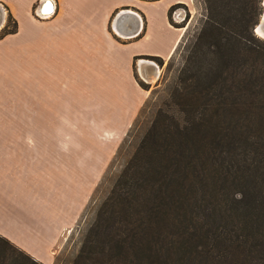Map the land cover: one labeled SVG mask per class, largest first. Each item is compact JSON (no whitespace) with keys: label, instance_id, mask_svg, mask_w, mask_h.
Segmentation results:
<instances>
[{"label":"trees","instance_id":"obj_1","mask_svg":"<svg viewBox=\"0 0 264 264\" xmlns=\"http://www.w3.org/2000/svg\"><path fill=\"white\" fill-rule=\"evenodd\" d=\"M203 2V24L166 99L72 264H264V39L253 32L260 0ZM15 29L8 13L0 36ZM0 264L42 263L0 235Z\"/></svg>","mask_w":264,"mask_h":264},{"label":"crops","instance_id":"obj_2","mask_svg":"<svg viewBox=\"0 0 264 264\" xmlns=\"http://www.w3.org/2000/svg\"><path fill=\"white\" fill-rule=\"evenodd\" d=\"M178 3L193 0H0V30L8 13L16 22L0 36V235L42 264L87 197L88 171L100 174L144 103L139 66L158 73L140 62L175 53ZM74 127L101 146L80 148L74 168L66 131L40 143L22 130ZM88 159L101 162L89 170Z\"/></svg>","mask_w":264,"mask_h":264},{"label":"rangeland","instance_id":"obj_3","mask_svg":"<svg viewBox=\"0 0 264 264\" xmlns=\"http://www.w3.org/2000/svg\"><path fill=\"white\" fill-rule=\"evenodd\" d=\"M176 7L182 8L185 11V19L184 21L179 23V25H181L180 28L183 31V36L181 37L179 46L175 50L173 56L171 58L163 60V63L161 64H159V62L155 59L147 58L159 65L160 73L156 79L150 81V79L148 80L146 77H144L141 73L139 66L138 71L143 78L139 74H137V77L138 79H140V82H142L145 85V87H147L144 88L148 91L144 103L141 106L139 113L137 114L133 123H131V126L128 128L126 135L120 141L118 145L119 147L114 149L113 153L107 159L103 160L102 169L99 172L100 174L93 175L88 171V175L86 176L88 181L86 186L87 197L85 200L84 199L81 200L82 201L81 203L83 204L79 210L77 217L73 221L71 227H69L62 233L61 238L54 250L53 264H72L73 258L76 255L81 245L83 233L85 229L88 227V225L92 222V219L96 211V207L109 193L114 179L124 167L126 161L128 160L132 151L134 150L135 145L138 143L145 129L153 120L156 109L159 106H161L164 100L166 99V93L168 92L169 87L173 83L177 71L181 67L183 59L185 57V46L189 44V42L198 33L201 25L203 24V20L206 14L203 0H193V4L191 5L190 8H188L183 4L173 7L169 13L170 17L172 10ZM142 63H144V69L145 68L147 69V65H145L146 62H144L143 60L140 62V65ZM149 74L153 75L152 73ZM149 74L147 73L146 70V75L148 76ZM11 84H14V81H11ZM22 130L24 132V135L27 136L30 141L31 139L33 140L35 139L37 142L40 143H42L45 140L44 136H48V138L51 141L57 143L59 133L66 131L67 135L69 134L72 137L71 147L73 149V152H72V158L70 159L72 168L76 167L77 164L79 163V159L77 158L76 154L79 153L80 148L82 150H87L89 154H92V151L94 149H98L101 147L100 145H97L93 142L91 143L82 137V135L86 134V129H84L83 127H78V128L74 127V128H66V129L29 128ZM58 157L59 154L56 153L57 159L56 158L55 159L57 163L59 161L63 162L66 160V159L60 160L58 159ZM43 159L46 160L47 158H41V160ZM51 161L53 160L49 159V162ZM100 162L101 160L88 159L87 161L88 169L91 170V168L93 167L95 168L96 164ZM73 178H75L74 175Z\"/></svg>","mask_w":264,"mask_h":264},{"label":"water","instance_id":"obj_4","mask_svg":"<svg viewBox=\"0 0 264 264\" xmlns=\"http://www.w3.org/2000/svg\"><path fill=\"white\" fill-rule=\"evenodd\" d=\"M260 5H261V12H260V15H259V18H258L256 24L253 27L254 33L256 32L257 26L264 28V0H260ZM2 22H3V15L1 14L0 15V26H1ZM145 62L149 66V68L151 69L152 74H155L160 69L159 65L152 60L146 59ZM158 76H159V73L157 74V77Z\"/></svg>","mask_w":264,"mask_h":264},{"label":"built area","instance_id":"obj_5","mask_svg":"<svg viewBox=\"0 0 264 264\" xmlns=\"http://www.w3.org/2000/svg\"><path fill=\"white\" fill-rule=\"evenodd\" d=\"M171 19L176 24L181 23L185 19V11L182 8H174L171 12Z\"/></svg>","mask_w":264,"mask_h":264},{"label":"bare ground","instance_id":"obj_6","mask_svg":"<svg viewBox=\"0 0 264 264\" xmlns=\"http://www.w3.org/2000/svg\"><path fill=\"white\" fill-rule=\"evenodd\" d=\"M255 34H256L258 37L264 39V28H261V27L257 26V27H256V32H255ZM145 65H147V64H145ZM147 68L149 69V66H148V65H147ZM157 73H160L159 70L156 72V74H157ZM150 75H151V74H149L148 77H149ZM156 78H157V75H156V76H150L149 79H150V81H151V80H154V79H156ZM147 79H148V78H147ZM149 79H148V80H149Z\"/></svg>","mask_w":264,"mask_h":264}]
</instances>
